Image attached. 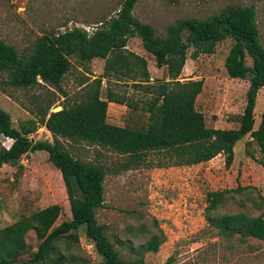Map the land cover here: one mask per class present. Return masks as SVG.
Returning a JSON list of instances; mask_svg holds the SVG:
<instances>
[{
  "label": "trees",
  "instance_id": "obj_1",
  "mask_svg": "<svg viewBox=\"0 0 264 264\" xmlns=\"http://www.w3.org/2000/svg\"><path fill=\"white\" fill-rule=\"evenodd\" d=\"M136 1L121 0L116 12L93 22L91 30L77 25L62 30L53 28L37 35L22 50L0 39V83L22 89L40 87L48 92L32 97L35 107L30 108V113L34 117L23 120L19 128L13 126L10 114L0 108V135L12 140L8 147L0 145V167L16 165L29 152L45 151L48 161L60 171L71 213L70 219L54 225L61 207L50 204L0 227V264L17 263L26 250L25 236L29 230L35 232L39 244L27 264H72L75 257L68 259L66 253L58 250L56 242L67 235L77 241L76 231L80 227L103 264H147L142 257L123 259L106 234L105 225L96 218V210L104 206L103 181L108 169L74 157L65 148L64 140L87 142L113 151L122 160L110 170L121 172L147 164L149 155L159 156L156 166L164 167L199 164L223 154L228 166L233 162L236 142L249 135L246 146L256 144L260 153L258 162L264 168V110L254 128L256 97L264 87V45L259 40L255 5L229 4L219 13L204 18H179L168 24L161 35L151 24L134 16ZM130 37L140 39L158 68H166L167 79H151L146 58L127 48ZM226 38L232 39L224 59L228 77H248L245 104L237 117V127H208L195 105L203 80H180L179 75L188 56L195 59L199 54H211ZM72 56L80 64L94 58L104 59L102 73L80 82L79 100L51 111L57 94L67 97L62 81L71 68ZM103 79L128 80L133 88L143 90L145 98L140 103L125 93L118 94L110 86L102 92ZM109 102L146 113V127L136 129L108 122ZM41 126L50 132L52 141L31 139L29 134ZM246 152L253 158L249 148ZM245 188L238 184L207 193V227L227 240L264 241L263 213L252 217L243 212H215L228 196ZM157 230L138 247L141 251L158 250L164 233L159 227ZM171 262L168 257L161 264Z\"/></svg>",
  "mask_w": 264,
  "mask_h": 264
},
{
  "label": "rangeland",
  "instance_id": "obj_2",
  "mask_svg": "<svg viewBox=\"0 0 264 264\" xmlns=\"http://www.w3.org/2000/svg\"><path fill=\"white\" fill-rule=\"evenodd\" d=\"M120 2L0 0V39L22 50L29 47L37 35L53 28L62 30L77 25L91 30L95 25L93 22L113 15ZM229 4L255 5L259 40L264 45V0H137L132 12L142 22L151 24L158 34L164 35L167 25L176 19L204 18L219 13ZM231 44L232 39L226 38L211 54H199L195 59L188 56L179 75L180 80H203V89L195 105L203 113L208 127H237V117L245 104L248 77L230 78L224 68ZM127 48L146 58L151 79H167L166 68L156 66L153 56L143 49L138 37H130ZM70 59L71 68L62 81L67 97L57 94L51 111L79 100L82 95L80 82L88 78L92 80L102 73L104 59L94 58L84 64L74 56ZM246 61L251 63L249 58ZM107 86L140 103L145 98L143 90L133 88L128 80L108 82L103 79L102 92ZM46 93L40 87L22 89L1 82L0 108L10 114L13 126L19 128L23 120L34 117L30 113V108L35 107L32 97ZM263 98H258L254 108L255 127L260 120ZM112 106L107 108L108 122L117 121L119 126L136 129L146 127L147 114L140 109ZM29 136L33 141H52L50 132L43 126ZM248 140L249 135H246L236 142L234 159L228 166L223 154L199 164L164 167L156 166L159 156L149 155L147 164L121 172L110 170L122 160L113 151L87 142L64 140L63 143L74 157L108 169L103 181L104 206L96 210V218L105 225L106 234L123 259L142 257L147 264H161L168 257L172 258L171 264H264V241L255 238L227 240L217 235L216 230L208 228L205 220L207 193L238 184L246 188L228 196L215 212H243L252 217L264 214V168L258 162L260 153L256 144L247 147ZM11 141L0 135L1 146L8 147ZM247 148L253 158L246 152ZM47 156L43 150L29 152L16 165L3 164L0 167V227L50 204L61 207L54 225L71 218L60 171ZM157 227L164 233L158 250L141 251L138 247L158 233ZM76 232L78 240L63 236L56 242L58 250L66 253L68 259L75 257L72 264H103L92 241L86 238L84 228L80 227ZM25 239L26 250L16 264H27L39 244L33 230L26 233Z\"/></svg>",
  "mask_w": 264,
  "mask_h": 264
},
{
  "label": "crops",
  "instance_id": "obj_3",
  "mask_svg": "<svg viewBox=\"0 0 264 264\" xmlns=\"http://www.w3.org/2000/svg\"><path fill=\"white\" fill-rule=\"evenodd\" d=\"M185 79H187V78H185ZM263 88L264 87H261L260 89H259V91H258V93H257V96L258 97H256V103H257V100H258V98L259 97H261V96H263L264 97V93L262 94V90H263ZM260 92H261V94H260ZM264 99V98H263ZM256 103H255V105H256ZM113 105L112 107H114L115 105H119V106H121L122 104H117V103H115V102H109L108 103V106H110V105ZM255 108V107H254ZM264 110V105H263V108L261 109V112H260V114L262 113V111ZM259 114V115H260ZM254 116H255V114H254ZM259 118H260V116H259ZM255 120V119H254ZM259 122H260V120H259ZM259 122H258V124H259ZM111 124H115V125H119L118 123H117V121H115V122H110ZM258 124L256 125V127L258 126ZM255 126H254V128H256ZM216 128H218V127H216Z\"/></svg>",
  "mask_w": 264,
  "mask_h": 264
},
{
  "label": "built area",
  "instance_id": "obj_4",
  "mask_svg": "<svg viewBox=\"0 0 264 264\" xmlns=\"http://www.w3.org/2000/svg\"><path fill=\"white\" fill-rule=\"evenodd\" d=\"M31 137V136H30Z\"/></svg>",
  "mask_w": 264,
  "mask_h": 264
}]
</instances>
